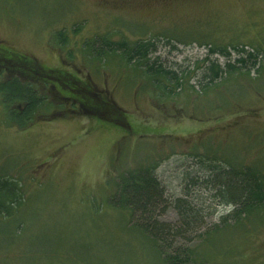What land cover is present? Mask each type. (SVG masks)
Segmentation results:
<instances>
[{
  "label": "rangeland",
  "instance_id": "obj_1",
  "mask_svg": "<svg viewBox=\"0 0 264 264\" xmlns=\"http://www.w3.org/2000/svg\"><path fill=\"white\" fill-rule=\"evenodd\" d=\"M102 36L153 40L151 58L183 76L182 86L156 85L144 65L120 51L97 57L87 42L98 48ZM233 45L260 48V71L197 91L209 48L228 47L235 56ZM3 48L76 74L115 107L85 115L67 102L19 126L0 94V177L12 178L22 192L10 214L0 215V264H164L133 228L137 217L112 202L123 174L155 162L167 198L187 191L206 207L203 223L173 238L198 249L206 228L231 209L195 183L207 176L208 164L224 166L225 158L264 174V0H0ZM212 59L226 60L219 53ZM6 77L0 72V82ZM257 213L241 228L232 219L214 233L213 254L202 264H264V211ZM177 218L172 207L160 215Z\"/></svg>",
  "mask_w": 264,
  "mask_h": 264
},
{
  "label": "trees",
  "instance_id": "obj_2",
  "mask_svg": "<svg viewBox=\"0 0 264 264\" xmlns=\"http://www.w3.org/2000/svg\"><path fill=\"white\" fill-rule=\"evenodd\" d=\"M100 38L101 45L98 48H95L93 42H87L88 48L95 51L97 57L101 58L107 52L120 51L128 61H137V64L144 65L146 74L158 81L156 85L163 84V87H168L167 81L170 84L175 81L177 87L182 86L183 76H176L162 64H157L156 59L151 58V53L156 51L153 40L141 39L130 43L128 40L114 41L107 36ZM60 41L64 42L66 38L62 36ZM233 49L236 51L235 56L228 47L209 48L206 60H202L203 65L198 66L201 69L199 78L201 86L197 91L203 92L214 85L227 82L239 72L260 71L262 63L260 58L263 56L260 48L233 45ZM5 50L0 49V72L9 73L10 77L0 82L1 102L10 120L19 126L28 125L36 119V115L48 114L51 109L62 111L67 102L70 103L72 112L78 113L82 109L85 115H100L93 113V108H101L107 114L105 108L112 110L115 107L107 95L105 97L102 94L98 95L88 81L80 79L76 74L42 67L35 60L13 56L7 54ZM214 53L225 56L226 60L224 62L213 60ZM150 60L152 62H149ZM41 84L47 87V94L40 89ZM192 87L197 89L195 85ZM52 96L55 100L59 99L60 104L53 105ZM104 119H109V115ZM197 156L200 157L202 154ZM213 157L208 159L215 162L217 158ZM222 159L226 165L210 162L207 176L195 182L205 183V188L213 190L215 198L231 206L229 213L222 215L210 230L205 227L200 249L177 242L173 238L175 236L186 238L199 223H203V213H208L206 207L197 206L187 191L182 196L167 198L165 187L156 174L158 165L155 162L140 165L122 175L118 192L113 196L115 199L112 202L117 207L127 209L133 218L137 217L133 228H137L138 233L148 240L164 264H190L193 261L204 263L213 254L209 242L214 233L230 226L229 222H232V219L236 227L241 228L246 218L252 219L251 216L257 212H260L257 213L258 217L263 214L262 171L255 165L237 166L229 159ZM20 189V185L9 176L0 177V215L10 214L9 207L22 196ZM168 207L174 208L177 212L178 218L174 222L160 219V215ZM191 240L190 238V242Z\"/></svg>",
  "mask_w": 264,
  "mask_h": 264
}]
</instances>
